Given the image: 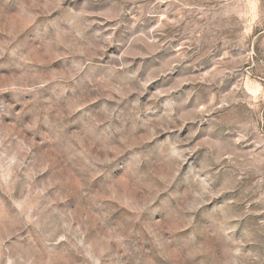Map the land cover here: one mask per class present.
Wrapping results in <instances>:
<instances>
[{"label":"rangeland","instance_id":"obj_1","mask_svg":"<svg viewBox=\"0 0 264 264\" xmlns=\"http://www.w3.org/2000/svg\"><path fill=\"white\" fill-rule=\"evenodd\" d=\"M0 264H264V0H0Z\"/></svg>","mask_w":264,"mask_h":264}]
</instances>
